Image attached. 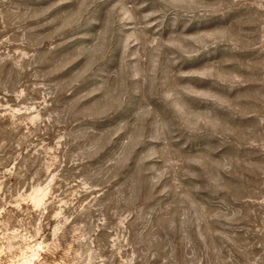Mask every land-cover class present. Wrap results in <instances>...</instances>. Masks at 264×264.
I'll return each mask as SVG.
<instances>
[{"label":"rangeland","instance_id":"1","mask_svg":"<svg viewBox=\"0 0 264 264\" xmlns=\"http://www.w3.org/2000/svg\"><path fill=\"white\" fill-rule=\"evenodd\" d=\"M0 264H264V0H0Z\"/></svg>","mask_w":264,"mask_h":264}]
</instances>
